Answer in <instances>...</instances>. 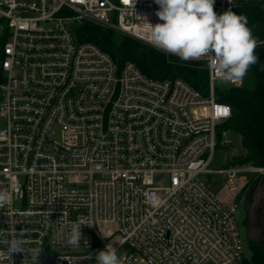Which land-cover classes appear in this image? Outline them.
Returning a JSON list of instances; mask_svg holds the SVG:
<instances>
[{
  "label": "built area",
  "instance_id": "obj_1",
  "mask_svg": "<svg viewBox=\"0 0 264 264\" xmlns=\"http://www.w3.org/2000/svg\"><path fill=\"white\" fill-rule=\"evenodd\" d=\"M234 1L216 0L214 11ZM158 10L155 0H0V190L11 193L0 236L24 247L10 260L0 246V264H35L34 249L37 264H86L92 256L79 249L108 244L121 264L243 260L234 201L250 182L244 173L264 167L210 166L232 116L218 92L247 75L242 85L222 82L207 59L193 60L209 72L203 95L134 62L120 67L78 39L94 23L151 45L144 18L161 23ZM221 174L228 199L208 180ZM73 222L91 225L81 226L78 247L58 235Z\"/></svg>",
  "mask_w": 264,
  "mask_h": 264
},
{
  "label": "clouds",
  "instance_id": "obj_2",
  "mask_svg": "<svg viewBox=\"0 0 264 264\" xmlns=\"http://www.w3.org/2000/svg\"><path fill=\"white\" fill-rule=\"evenodd\" d=\"M215 2L155 0L159 5L156 16L162 22L152 24L144 18L147 41L182 61L207 59L209 69L217 73L222 82L242 85L249 69L259 62L256 49L264 41L253 34L245 15L237 14L231 8L217 14L214 11ZM10 199V192L0 190V208L7 206ZM82 225L88 224L73 222L67 234L63 231L58 234L66 246L80 245ZM0 246L7 249L4 252L9 259L13 253L24 252L23 241L7 234L0 236ZM41 251L32 250L35 264ZM95 261L96 264H121V258L112 244L98 251Z\"/></svg>",
  "mask_w": 264,
  "mask_h": 264
},
{
  "label": "trees",
  "instance_id": "obj_3",
  "mask_svg": "<svg viewBox=\"0 0 264 264\" xmlns=\"http://www.w3.org/2000/svg\"><path fill=\"white\" fill-rule=\"evenodd\" d=\"M230 8L245 15L253 34L264 41V0H235ZM77 35L80 41L97 44L120 67L131 61L152 78H181L203 95L209 94V72L202 62L182 61L141 40L94 23H83ZM256 55L259 62L247 74V78H252V87L244 85L218 92V100L232 107V116L219 126L218 132L221 136L224 131L238 132L245 149L244 154L234 157L233 165L264 167V44L257 47ZM249 246L251 258L244 256L239 264H264V243L250 240Z\"/></svg>",
  "mask_w": 264,
  "mask_h": 264
},
{
  "label": "rangeland",
  "instance_id": "obj_4",
  "mask_svg": "<svg viewBox=\"0 0 264 264\" xmlns=\"http://www.w3.org/2000/svg\"><path fill=\"white\" fill-rule=\"evenodd\" d=\"M220 87L230 88V85H224L221 82L217 83ZM245 85L253 86L252 78H247ZM4 125V121L0 119V127ZM245 153L242 145V138L238 132L233 130L224 131L222 134V143L216 148L214 158L211 163L213 169H224L232 164L235 156H240ZM241 167H249L248 165H236ZM249 179V184L235 198V203L238 205L237 218L241 235L244 241V255L251 258L252 250L249 246L250 240L264 243V172H245ZM225 175H216L208 179L212 180V187L215 192L219 193L221 198L227 196L226 189L222 188L225 181ZM101 251V250H98ZM98 251L92 252L91 249H79L78 254H87L92 257L86 259V264H96L95 254ZM52 254L59 252L51 250Z\"/></svg>",
  "mask_w": 264,
  "mask_h": 264
},
{
  "label": "crops",
  "instance_id": "obj_5",
  "mask_svg": "<svg viewBox=\"0 0 264 264\" xmlns=\"http://www.w3.org/2000/svg\"><path fill=\"white\" fill-rule=\"evenodd\" d=\"M224 198H225V199H228V196H225Z\"/></svg>",
  "mask_w": 264,
  "mask_h": 264
},
{
  "label": "snow or ice",
  "instance_id": "obj_6",
  "mask_svg": "<svg viewBox=\"0 0 264 264\" xmlns=\"http://www.w3.org/2000/svg\"><path fill=\"white\" fill-rule=\"evenodd\" d=\"M224 111L226 112L227 110L225 109Z\"/></svg>",
  "mask_w": 264,
  "mask_h": 264
},
{
  "label": "water",
  "instance_id": "obj_7",
  "mask_svg": "<svg viewBox=\"0 0 264 264\" xmlns=\"http://www.w3.org/2000/svg\"><path fill=\"white\" fill-rule=\"evenodd\" d=\"M221 136V135H220Z\"/></svg>",
  "mask_w": 264,
  "mask_h": 264
}]
</instances>
